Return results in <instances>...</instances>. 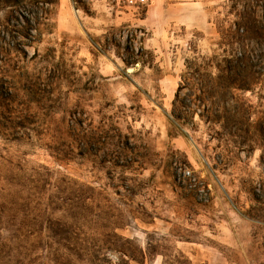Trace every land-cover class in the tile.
<instances>
[{"label":"rangeland","instance_id":"rangeland-1","mask_svg":"<svg viewBox=\"0 0 264 264\" xmlns=\"http://www.w3.org/2000/svg\"><path fill=\"white\" fill-rule=\"evenodd\" d=\"M40 1L0 0V85L46 98L0 99V264H264V0Z\"/></svg>","mask_w":264,"mask_h":264},{"label":"trees","instance_id":"trees-1","mask_svg":"<svg viewBox=\"0 0 264 264\" xmlns=\"http://www.w3.org/2000/svg\"><path fill=\"white\" fill-rule=\"evenodd\" d=\"M58 1L59 0H41L40 3L54 6L58 4ZM41 18L43 19V21H45V20H49L51 16L48 12H45L44 15L38 18V23L39 24L42 23V25H45V23L41 21ZM243 20L244 22L241 23L242 25H239V30L241 29L243 30V32H250V26L248 24L249 22L246 19H243ZM35 28L39 30L38 27H35ZM243 47H244V51H240L239 54H236L234 60L232 61H230V59L227 60V62L229 63L230 61V63L226 66L227 68L226 71H223V74L219 76V80L217 82V86H219L220 87L219 89L222 90V92L218 91V94L220 92V95H222L221 93L227 90H230V92H236L238 90H241V91L251 90L253 88L252 86L258 83L256 75L262 73L257 69L260 64L259 61L261 57L260 58H258L257 56L253 57V55H255L256 53L255 49L254 51L252 49H248V46H245L244 44H243ZM37 54L38 53L35 52V57H37ZM263 55L264 54L260 56H263ZM17 82H23L26 85L24 87L20 85L17 88L16 87L11 88V87L0 85V99L1 98L3 99V103H6V101L15 102L16 94H17V97L22 96L23 98H27V99L28 97H30L32 98L31 101H34V98H37L39 101H40V98L46 99V98H42V95H41L42 90L39 87V83L37 79H33V75L31 73L26 71L24 75H21L19 77V80H17ZM183 88H184V85L181 84L179 87V91H177L176 93V100L174 102L173 117L176 120L181 119L179 115L175 113V109L177 106V98L179 97V92L182 91ZM203 91H204V88H203ZM231 99L238 100V96L233 93L231 95ZM219 100L223 103V102H226L227 99L226 97L221 96L219 97ZM4 107H8V106H4ZM201 115H202V118L207 123L221 124L222 122L221 117L218 115H214V117L210 115H203V114Z\"/></svg>","mask_w":264,"mask_h":264},{"label":"built area","instance_id":"built-area-1","mask_svg":"<svg viewBox=\"0 0 264 264\" xmlns=\"http://www.w3.org/2000/svg\"><path fill=\"white\" fill-rule=\"evenodd\" d=\"M143 1H145V0H140V2H143Z\"/></svg>","mask_w":264,"mask_h":264}]
</instances>
